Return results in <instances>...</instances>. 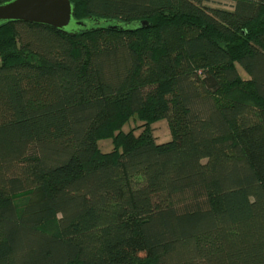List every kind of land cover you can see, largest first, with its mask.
Returning <instances> with one entry per match:
<instances>
[{
  "label": "trees",
  "instance_id": "1",
  "mask_svg": "<svg viewBox=\"0 0 264 264\" xmlns=\"http://www.w3.org/2000/svg\"><path fill=\"white\" fill-rule=\"evenodd\" d=\"M70 1L0 24V264H264V0Z\"/></svg>",
  "mask_w": 264,
  "mask_h": 264
},
{
  "label": "water",
  "instance_id": "2",
  "mask_svg": "<svg viewBox=\"0 0 264 264\" xmlns=\"http://www.w3.org/2000/svg\"><path fill=\"white\" fill-rule=\"evenodd\" d=\"M20 21L34 24H44L67 33L85 30L97 24H106L107 20L96 17L75 19L74 5L70 0H8L0 3V24ZM119 23L106 26L118 29ZM140 25L147 27L148 20H141Z\"/></svg>",
  "mask_w": 264,
  "mask_h": 264
},
{
  "label": "rangeland",
  "instance_id": "3",
  "mask_svg": "<svg viewBox=\"0 0 264 264\" xmlns=\"http://www.w3.org/2000/svg\"><path fill=\"white\" fill-rule=\"evenodd\" d=\"M208 6L219 7V8H227L230 9L233 5L231 0H208L206 1ZM242 76L246 77V75L241 72ZM244 97L243 95H231V97ZM143 124L142 121L137 119L135 116H132L130 120L126 122L123 126V130H131L134 129L136 133H139L141 129L140 126ZM150 131L152 133V137L156 142H164L170 139V130L168 124L165 119L158 120L150 125ZM99 148L102 152H110L112 150V144L110 139H101L98 141ZM28 193L19 194L14 196V202L17 206L23 205L28 198Z\"/></svg>",
  "mask_w": 264,
  "mask_h": 264
}]
</instances>
